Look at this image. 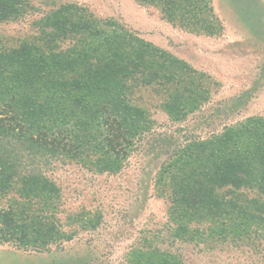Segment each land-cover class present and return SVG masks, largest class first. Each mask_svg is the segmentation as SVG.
Segmentation results:
<instances>
[{"label": "trees", "instance_id": "obj_1", "mask_svg": "<svg viewBox=\"0 0 264 264\" xmlns=\"http://www.w3.org/2000/svg\"><path fill=\"white\" fill-rule=\"evenodd\" d=\"M139 1L160 6L198 33L223 30L210 0ZM30 2L0 0V21L22 19ZM38 28L19 44L0 41V199L6 202L0 242L48 253L73 236L61 219L62 191L47 168L71 160L99 174L120 173L154 129L135 101L136 89H163L167 114L182 120L207 100L208 76L77 3L57 5ZM162 146L155 188L171 205L178 236L199 221L238 238L264 227V117H249L206 140L173 149L164 140ZM97 225L91 219L83 227ZM130 260L182 264L157 250H134Z\"/></svg>", "mask_w": 264, "mask_h": 264}, {"label": "rangeland", "instance_id": "obj_2", "mask_svg": "<svg viewBox=\"0 0 264 264\" xmlns=\"http://www.w3.org/2000/svg\"><path fill=\"white\" fill-rule=\"evenodd\" d=\"M210 1L223 25L214 35L198 33L169 18L160 6L139 0H31L32 8L22 19L0 21V41L15 45L35 36L38 22L57 5L77 3L208 76L207 100L182 120L167 114L163 89H136L135 101L154 129L120 173L99 174L71 160L51 164L47 173L62 191L61 219L73 239L48 253L0 242V264H131L134 250H157L182 264H264L263 226L238 238L231 231L218 232L221 226L215 222L199 221L178 236L171 205L155 188L165 160L164 140L173 149L206 140L249 117H264V0ZM5 203L0 199V209ZM88 219H96L97 227L84 228Z\"/></svg>", "mask_w": 264, "mask_h": 264}]
</instances>
